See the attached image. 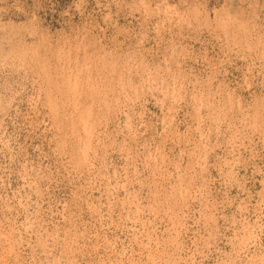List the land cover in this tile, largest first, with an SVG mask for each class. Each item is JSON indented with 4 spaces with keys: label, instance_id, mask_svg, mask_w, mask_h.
I'll return each mask as SVG.
<instances>
[{
    "label": "rangeland",
    "instance_id": "rangeland-1",
    "mask_svg": "<svg viewBox=\"0 0 264 264\" xmlns=\"http://www.w3.org/2000/svg\"><path fill=\"white\" fill-rule=\"evenodd\" d=\"M0 264H264V0H0Z\"/></svg>",
    "mask_w": 264,
    "mask_h": 264
}]
</instances>
